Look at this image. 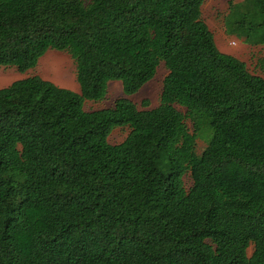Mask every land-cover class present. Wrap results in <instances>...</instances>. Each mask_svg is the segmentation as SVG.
<instances>
[{"label":"trees","instance_id":"1","mask_svg":"<svg viewBox=\"0 0 264 264\" xmlns=\"http://www.w3.org/2000/svg\"><path fill=\"white\" fill-rule=\"evenodd\" d=\"M203 1L0 0V66L67 52L80 88L0 89V264H264V75L220 51ZM234 25L264 31V4ZM163 63L158 107L85 110Z\"/></svg>","mask_w":264,"mask_h":264},{"label":"rangeland","instance_id":"2","mask_svg":"<svg viewBox=\"0 0 264 264\" xmlns=\"http://www.w3.org/2000/svg\"><path fill=\"white\" fill-rule=\"evenodd\" d=\"M85 1L88 3L90 0ZM262 4H264V0H248L247 2L245 0H204L201 10L202 17L213 32L220 51L243 61L251 73L263 76L264 32H251L244 28L237 31L233 30L236 21L246 18L247 12L252 10L253 7H258L259 9ZM232 10H240V12L237 15H233L231 14ZM168 72V68L163 63L159 67L156 77L147 83L139 93L131 96L124 94L121 81H110L106 99L100 102L87 101L85 110L94 111L110 108L114 106L117 100L122 98L130 99L138 105L140 110L146 109L142 105L144 101L150 103L148 108H156L160 105L163 80ZM76 73V62L69 53L50 50L40 59L36 68L24 73L18 71L16 67L0 66V89L6 88L18 80L38 76L53 82L59 87L80 92ZM178 109L186 113L185 108L178 107ZM188 124L190 127L192 126L189 121ZM129 132L130 129L128 127L117 128L110 135L109 142L111 144H120L126 139ZM204 146L202 141L198 142V153L202 151ZM185 183L187 186L191 184L189 177L185 178ZM251 252L252 248H250L249 253L251 254Z\"/></svg>","mask_w":264,"mask_h":264},{"label":"crops","instance_id":"3","mask_svg":"<svg viewBox=\"0 0 264 264\" xmlns=\"http://www.w3.org/2000/svg\"><path fill=\"white\" fill-rule=\"evenodd\" d=\"M264 32V31H263Z\"/></svg>","mask_w":264,"mask_h":264}]
</instances>
